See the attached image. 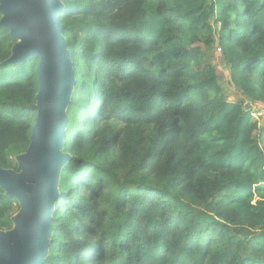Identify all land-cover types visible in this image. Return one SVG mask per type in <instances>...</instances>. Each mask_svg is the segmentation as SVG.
Returning <instances> with one entry per match:
<instances>
[{
	"label": "trees",
	"instance_id": "1",
	"mask_svg": "<svg viewBox=\"0 0 264 264\" xmlns=\"http://www.w3.org/2000/svg\"><path fill=\"white\" fill-rule=\"evenodd\" d=\"M61 1L71 160L43 264H264V123L194 47L219 27L232 84L264 104V0ZM18 43L0 28V169L19 173L39 59L9 64ZM19 210L0 185V232Z\"/></svg>",
	"mask_w": 264,
	"mask_h": 264
},
{
	"label": "water",
	"instance_id": "2",
	"mask_svg": "<svg viewBox=\"0 0 264 264\" xmlns=\"http://www.w3.org/2000/svg\"><path fill=\"white\" fill-rule=\"evenodd\" d=\"M63 10L61 0H0V28L19 40L8 63L39 59L38 115L29 149L17 159L19 173L0 169V185L20 204L14 228L0 232V264H43L49 254L61 169L71 160L63 147L76 83Z\"/></svg>",
	"mask_w": 264,
	"mask_h": 264
},
{
	"label": "rangeland",
	"instance_id": "3",
	"mask_svg": "<svg viewBox=\"0 0 264 264\" xmlns=\"http://www.w3.org/2000/svg\"><path fill=\"white\" fill-rule=\"evenodd\" d=\"M218 32H219V27H217V29L215 30L214 43L211 46H204L201 44H197L194 47L201 49V53L203 54L204 63L205 64L209 63L216 69L218 73V77H219V85L221 86L225 97L229 101H232V102H236V101L244 102V105L248 107L249 110H252L254 119L258 121H262L264 123V114L261 113V109L264 107V104L261 102L250 101L247 96L242 95L240 91L237 90L232 84L231 76H230V68H229L228 63L224 59L221 46L219 45V42H218V39H219ZM246 107H245V110H246ZM66 130H67V127L65 129V132ZM63 150H64V147H63ZM22 156L23 155L18 156L16 158V162H17V159ZM57 191L59 194V183H58ZM54 211H55V205H53L52 214ZM19 212L20 210L16 212L15 216H17ZM51 236H52V233H51Z\"/></svg>",
	"mask_w": 264,
	"mask_h": 264
},
{
	"label": "built area",
	"instance_id": "4",
	"mask_svg": "<svg viewBox=\"0 0 264 264\" xmlns=\"http://www.w3.org/2000/svg\"><path fill=\"white\" fill-rule=\"evenodd\" d=\"M261 113L264 114V107L261 109Z\"/></svg>",
	"mask_w": 264,
	"mask_h": 264
}]
</instances>
